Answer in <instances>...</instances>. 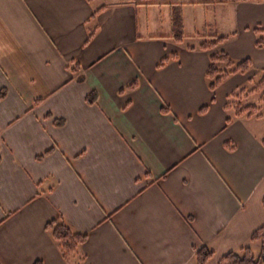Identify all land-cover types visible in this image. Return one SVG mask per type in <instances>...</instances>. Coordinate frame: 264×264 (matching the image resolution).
<instances>
[{"label":"crops","instance_id":"0c3cea01","mask_svg":"<svg viewBox=\"0 0 264 264\" xmlns=\"http://www.w3.org/2000/svg\"><path fill=\"white\" fill-rule=\"evenodd\" d=\"M186 4L217 12L195 17L188 35L200 41L176 42L171 12L151 17L155 0H0V264H69L46 230L53 220L87 233L81 264H198L204 245L219 264L254 247L264 127L227 123L225 106L264 70V1ZM219 21L214 34L229 37L216 50L252 67L212 92L199 45ZM160 25L169 33L141 34Z\"/></svg>","mask_w":264,"mask_h":264},{"label":"trees","instance_id":"16d2710c","mask_svg":"<svg viewBox=\"0 0 264 264\" xmlns=\"http://www.w3.org/2000/svg\"><path fill=\"white\" fill-rule=\"evenodd\" d=\"M94 0H89L93 2ZM219 1H249V0H219ZM264 1V0H257ZM106 9V5H101L94 9L92 17L89 19V38L90 41L95 35L96 31L99 28L97 23L98 15ZM175 25L177 26L178 23ZM180 25V24H179ZM175 26V29H176ZM181 27V26H180ZM255 31L258 34H264V29L256 28ZM172 37L176 42H182L186 35L182 30H175ZM209 37L204 39L199 48L210 53V64L206 71V79L208 86L212 92H215L219 85L229 76L237 73H247L252 67V60L250 58H244L242 60H235L231 55L224 50H216V48L225 42L229 36L224 35H209ZM256 45L259 47L264 46L263 36L258 37ZM177 58V54L173 53L169 56H165L158 63L157 67H163L170 59ZM79 69L76 65L73 70L76 72ZM138 86V81L134 80L131 82L124 90H133ZM255 93H259L260 103H264V70L261 71L259 77L251 81V85L239 88L233 92L227 101L225 106L231 114L227 118V123H230L235 117H260L261 116V105L257 103L246 102L248 98ZM89 101L95 102L96 98L94 92L91 93L88 97ZM207 110V107L201 109V113H204ZM164 113H170L171 109L169 106H164L162 108ZM264 144V138L262 139ZM226 146L229 149L235 148V145L231 142H226ZM46 230L51 233L53 238L56 240L58 247L61 251V254L65 261L69 264H81L83 259L80 256L79 248L87 240V233H82L75 231L67 222L64 220H53L47 223ZM251 242L256 244L260 243V253L255 255L253 253V247L251 245H246L241 247L239 250L230 251L226 253L219 261V264H264V224L259 227L251 236ZM215 255V251L204 245L201 248L196 250L195 257L198 264H207L208 261ZM36 264H41L38 262Z\"/></svg>","mask_w":264,"mask_h":264},{"label":"rangeland","instance_id":"374dc122","mask_svg":"<svg viewBox=\"0 0 264 264\" xmlns=\"http://www.w3.org/2000/svg\"><path fill=\"white\" fill-rule=\"evenodd\" d=\"M155 1L160 2V5H159L160 7L161 6H163V7L167 6V8L166 9H160V7H155V8L150 9L149 13H150L151 17L152 18L156 17L158 20H162V19H164L165 15H167L171 12V15H173V17L177 20L176 23H178V25L176 26V30L177 31L182 30L184 32V34L186 35L185 39L189 43H192L195 41H200L199 39L194 38V36H195L194 34H196V30L193 27V25H194L193 23L195 22L194 21L195 17L200 19V18H202L203 15L210 14L211 11L213 13H217L216 11H214V9L212 7L208 8V9H204L203 7L198 8V7H195L194 5L186 4L188 1H192V0H155ZM193 1H196V0H193ZM196 6H198V5H196ZM212 12H211V15H212ZM143 16H145V12L143 13ZM182 18L184 20V23L186 21V26H184ZM222 25H223V22L219 21L217 29L211 30V28H210V31L207 32L206 28H205L204 30H201V31H202V33H204L203 35H205V33L206 34L209 33L210 35H216V34H214L215 32L220 31V33H221V31H224L222 28ZM164 29H166V32ZM174 32H175V30H174ZM174 32H172V33H174ZM163 33H169V32H168L167 27L164 28V27H162V25L158 26L157 29L150 28L149 30L143 29L141 31V34L144 36L159 35V34H163ZM188 34H191L194 36L190 37ZM220 35H217V36H220ZM208 38L209 37L202 38V39L204 40V39H208ZM259 97H260L259 93L252 94L246 102L257 103V104L261 105V116L260 117L254 116V118L252 119L253 120L252 122H254L255 124H258V125L260 124L264 127V103H260ZM253 253L255 255H258L260 253V243L259 242L254 244Z\"/></svg>","mask_w":264,"mask_h":264}]
</instances>
